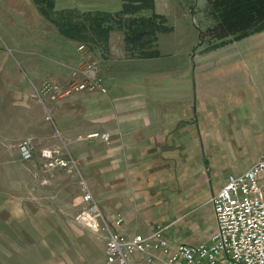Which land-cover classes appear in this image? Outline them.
Returning a JSON list of instances; mask_svg holds the SVG:
<instances>
[{"label":"crops","instance_id":"obj_1","mask_svg":"<svg viewBox=\"0 0 264 264\" xmlns=\"http://www.w3.org/2000/svg\"><path fill=\"white\" fill-rule=\"evenodd\" d=\"M124 1L93 0L88 12L115 13ZM178 1L154 0L153 8L130 14H161L169 25L154 42L143 38L133 44L119 25L110 24L105 34L97 28L85 41L63 34L57 23L45 26L43 17L26 11L33 23L27 31L32 49L23 51L21 70L10 63L0 67V93L19 98L0 108L7 111L0 112V126L13 125L16 109L20 124L33 126L24 132L35 138V154L28 161L36 167L24 172L40 176L37 182L8 183L1 208L9 228L19 221L21 229L26 224L24 229L39 237L50 231L52 237L72 239L60 251L71 257L52 264H118L107 261L106 234L77 219L86 205L80 179L89 184L106 219L123 213L119 232L147 234L168 225L165 235L171 244H198L216 230L211 197L223 182L215 172L218 160L214 166L209 159L219 154L207 156L206 151L225 135L252 145L257 137L264 141V30L209 48L200 41V26L192 25L194 18ZM83 42L91 45L108 92L77 91L53 101V124L33 87L45 79L65 83L80 62ZM95 132L108 133L109 139L89 136ZM54 144H65L77 160L72 170L44 166L41 150ZM0 151H11L1 138ZM263 151L264 142L238 171L249 168ZM239 158L248 154L242 150ZM129 264L140 261L134 256Z\"/></svg>","mask_w":264,"mask_h":264},{"label":"built area","instance_id":"obj_2","mask_svg":"<svg viewBox=\"0 0 264 264\" xmlns=\"http://www.w3.org/2000/svg\"><path fill=\"white\" fill-rule=\"evenodd\" d=\"M78 50L80 62L72 68L65 83L45 79L36 87L35 95L46 107V118L50 121L54 118L48 103L77 91L108 92L107 79L100 73L99 61L89 45L80 43ZM89 136L109 139L108 133L95 132ZM17 149L24 160H31L35 152L34 136H25L17 143ZM41 155L46 168L72 170L76 165L65 144L43 147ZM82 198L86 205L77 219L106 234L108 262L129 264L137 256L140 264H264V151L245 171L229 173L212 195L216 230L208 241L198 244H171L165 235L168 225H158L147 234L119 232L116 227L124 221L122 212L106 219L87 186Z\"/></svg>","mask_w":264,"mask_h":264},{"label":"rangeland","instance_id":"obj_3","mask_svg":"<svg viewBox=\"0 0 264 264\" xmlns=\"http://www.w3.org/2000/svg\"><path fill=\"white\" fill-rule=\"evenodd\" d=\"M94 3L95 2H93V0H0V57L2 58V61H0V67L1 65L9 67L10 63L13 65L12 69H16L18 71L21 70L22 62L20 58L24 54L23 51L26 48L28 50L32 49L31 37L28 34L30 32H27L31 28L29 23L32 22L27 17V10H29V12L33 11V13L38 15V17H43L45 26L47 24L56 26L55 20L73 22L77 21L76 19H78V15H80V17H84L85 15H82V13L88 12L89 8L91 7L90 5H94ZM181 5L186 7L188 9L189 16L192 15L194 18L195 23H192V25H198L200 28L204 29L214 22V17L210 13L206 0H179L178 6ZM147 9L148 8H141L142 11H146ZM141 10L137 12H142ZM112 22L116 26L118 25V21L112 19ZM32 28L34 29L36 26L32 25ZM192 29L194 30L193 27ZM253 33L243 37L249 36ZM233 40H235V38H233ZM203 43L209 48L215 47L209 45V42L207 41ZM145 44H147V41ZM89 47L91 49V45ZM0 70L3 71L2 69ZM0 85H3L2 81H0ZM36 87H33V94H36ZM97 92L102 93L100 91ZM10 99H12L13 103L19 101V98L14 95L12 98H10L7 97V95L0 93V108L3 107V105ZM48 104L51 106V111L54 114L52 105L53 103ZM46 110L47 109L45 107V118L47 115ZM0 112H4L5 114L7 111L0 110ZM12 113L15 116H13V125L9 126L6 123V126H0V138L3 139L4 144L11 149V151L6 154L0 151V264H41V262L44 264H52L56 261L67 262V258L71 257V255L67 252H60L62 250H66V248L68 249L71 244L72 239H69L67 234H65L63 238L52 237V232L48 231L47 236L39 237L35 232L25 230L24 227L26 228V224L23 229H21V224L24 223L13 221L9 228V225L4 222L1 204L4 200L3 192L5 191L7 184L13 182L16 185L18 182L24 180L37 182L40 176L37 173L35 175H27V173H25L26 168L31 170L36 166H34V161L24 160L17 149V143L29 134L25 133L24 131L31 129L33 126L26 127L20 124V120L23 119H21L20 116L18 117L20 114L18 109L13 110ZM32 120L35 119L32 118ZM50 122L55 124L54 121ZM3 131H5L4 135ZM260 140L261 137H257V140L252 145L250 144V141L245 143H242L240 140L233 141V139L229 141L228 137L225 135L221 137L220 140L218 139L217 143H214L211 146L210 151H206L207 156L209 155L208 153H211L212 151L219 154L218 157L209 155V159L212 163H214V166L217 165L218 160V163L220 164V170H217V167L214 168L217 170L215 172H219V178L221 179V182L225 181V178L229 173L240 172L238 170H243L242 168H244V161L247 160L249 162L251 160V155L255 153L256 147L258 148L261 143L264 142ZM231 144L234 146L233 148L235 150L230 148ZM242 150L248 154V158H239L240 151ZM85 184H87L86 186L89 188V190H91L87 181L83 178L80 179L79 191L81 196L83 195L84 189L86 187ZM18 192V190H14L12 193L15 194ZM214 193L215 192H213V194ZM31 194L34 195L33 192H31ZM211 213L212 212L210 211L208 214L210 217L212 216ZM29 225L30 223H28V226ZM42 225L45 226V223ZM10 249H12L11 252H9ZM18 251L22 254H20ZM74 257L75 256L72 255L73 259ZM94 260L96 259L94 258Z\"/></svg>","mask_w":264,"mask_h":264},{"label":"trees","instance_id":"obj_4","mask_svg":"<svg viewBox=\"0 0 264 264\" xmlns=\"http://www.w3.org/2000/svg\"><path fill=\"white\" fill-rule=\"evenodd\" d=\"M214 22L200 28V41L216 46L228 39H239L253 32L264 30V0H206ZM154 0H125L122 9L115 13L91 12L78 15L77 21L55 20L63 34L91 39L92 32L106 33L111 29L112 19L125 29L128 44L154 42L159 31L168 30L167 17L154 13L151 16H129L141 8H153ZM80 18V19H79ZM107 24V25H106ZM115 25V24H113ZM144 38V39H143ZM143 39V40H142Z\"/></svg>","mask_w":264,"mask_h":264}]
</instances>
